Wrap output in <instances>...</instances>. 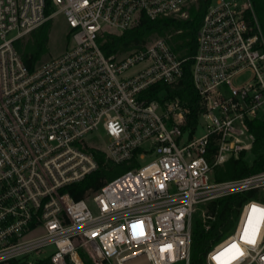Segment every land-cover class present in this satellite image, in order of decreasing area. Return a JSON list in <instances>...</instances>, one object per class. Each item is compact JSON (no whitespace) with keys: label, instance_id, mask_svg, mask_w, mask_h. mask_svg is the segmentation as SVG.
<instances>
[{"label":"built area","instance_id":"1","mask_svg":"<svg viewBox=\"0 0 264 264\" xmlns=\"http://www.w3.org/2000/svg\"><path fill=\"white\" fill-rule=\"evenodd\" d=\"M197 1L0 0V264H87L85 256L90 264H190L196 206L264 192V170L214 179L215 167L252 149L250 124L264 121V39L249 0H209L190 57L172 49L170 35L108 56L99 47L142 15L186 19ZM57 15L69 45L28 69L15 43ZM187 60L199 98L194 123L179 99L148 96L176 83ZM98 126L105 148L84 139ZM90 148L137 166L73 200L68 189L97 167ZM145 156L152 159L142 164ZM253 208L264 202L241 205L233 233L205 264H264V219L254 243L242 239ZM210 220L205 212L201 222ZM233 244L242 254L226 251Z\"/></svg>","mask_w":264,"mask_h":264},{"label":"trees","instance_id":"2","mask_svg":"<svg viewBox=\"0 0 264 264\" xmlns=\"http://www.w3.org/2000/svg\"><path fill=\"white\" fill-rule=\"evenodd\" d=\"M249 2L264 39V0H249ZM208 4L209 0H198L195 5L189 8L186 19L163 17L150 20L142 15L135 26L124 31L121 35H103L98 40L99 47L103 54L108 56L140 47L153 35L160 37L170 35L172 49L181 57H190L195 53L196 34ZM49 26L50 24L47 22L30 33V40L23 48L20 47L19 41L15 43V48L28 69H32L37 64L45 48ZM66 38L68 40V35ZM159 94L179 99L190 111V123L196 121L199 98L191 79L190 60L183 64L182 75L176 83L171 85L159 83L150 88L148 96L150 99H158ZM250 130L254 135L252 149L249 152L241 153L237 159L230 158L222 166L215 167L214 179L216 181L238 179L264 170V121L251 122ZM216 149L215 143H209L206 156L209 161L212 160ZM89 151L97 167L81 182L68 189L73 200L83 199L87 193L99 190L106 182L112 180L114 168L120 167L122 172H125L137 166L134 159L129 164L115 165L103 152L94 148H90ZM248 199L264 202V192L251 190L206 204V211L211 216V220L204 224L201 221L196 222L192 230L190 264H205L206 253L224 234L229 232L237 220L241 205ZM7 264L21 263L9 261ZM35 264L50 263L46 259Z\"/></svg>","mask_w":264,"mask_h":264},{"label":"rangeland","instance_id":"3","mask_svg":"<svg viewBox=\"0 0 264 264\" xmlns=\"http://www.w3.org/2000/svg\"><path fill=\"white\" fill-rule=\"evenodd\" d=\"M193 6L192 4L188 6V10L189 8ZM49 29H48V33H47V42L45 45V48L43 49L42 54L39 57V60L37 61V64L43 63L46 60L50 59L51 57H55L59 54H61L66 47L69 45V40H67L66 36H67V25L63 19V17L61 15H57L55 16L51 21H49ZM167 37H163V38H168V35H166ZM160 38V36H151L149 37V39L147 40V43L152 42L156 39ZM30 40V36L27 35L23 38H21L19 40V44L20 47L23 48V46H25V44H27V42ZM247 76V75H245ZM202 133V129L199 128L197 130V132H195V136H199ZM85 142L93 147H99V148H105V145L107 143V139L103 134V130L101 128V126H98L97 130L87 134L85 136ZM99 150V149H98ZM152 159L151 156H145L142 159V164L149 162ZM122 172V169L120 167L114 168V171L112 173L111 179L115 178L116 176L120 175ZM90 208L93 209L91 207ZM207 212L206 211V204H201L195 207V212L192 215V226L194 228L196 222L201 221L202 219V215ZM236 222V221H235ZM235 227V223L232 226V228L229 230V232H227L226 234H224L221 239H225L228 235L233 233ZM218 241V242H219ZM217 243V242H216ZM49 255V252H45V253H41L39 255H32L29 257L30 260H36V259H45L47 258V256ZM85 261H87L89 263V257L85 256ZM178 264H182V263H178Z\"/></svg>","mask_w":264,"mask_h":264},{"label":"snow or ice","instance_id":"4","mask_svg":"<svg viewBox=\"0 0 264 264\" xmlns=\"http://www.w3.org/2000/svg\"><path fill=\"white\" fill-rule=\"evenodd\" d=\"M259 212V216H255V214ZM264 219V210H258L256 208L252 209V214L249 216L248 224L245 226L244 233L242 235V239H244L247 243H254L255 242V234H256V224L259 222V220ZM233 250L236 251L237 254L239 253L238 246L233 244L230 249L226 250L227 252H232ZM221 255H224L222 253ZM232 259H235L236 256L233 255L231 257ZM219 259V257H217Z\"/></svg>","mask_w":264,"mask_h":264}]
</instances>
